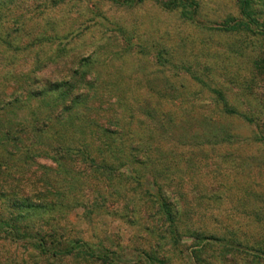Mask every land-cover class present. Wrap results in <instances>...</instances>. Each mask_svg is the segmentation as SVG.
<instances>
[{
	"label": "rangeland",
	"instance_id": "374dc122",
	"mask_svg": "<svg viewBox=\"0 0 264 264\" xmlns=\"http://www.w3.org/2000/svg\"><path fill=\"white\" fill-rule=\"evenodd\" d=\"M191 1L0 0V220L120 258L0 236V264H192L199 233L242 244L223 264H264V36L237 0Z\"/></svg>",
	"mask_w": 264,
	"mask_h": 264
},
{
	"label": "trees",
	"instance_id": "16d2710c",
	"mask_svg": "<svg viewBox=\"0 0 264 264\" xmlns=\"http://www.w3.org/2000/svg\"><path fill=\"white\" fill-rule=\"evenodd\" d=\"M116 3H128V2H142L144 0H111ZM160 3L169 9H175L179 7H184V8H189L195 5V2L191 0H169V1H164V0H159ZM238 5H239V10H240V15H241V26L244 27L245 29L249 30L252 34H257V35H263L264 36V28L260 24V18L258 17V12L254 8L253 5V0H237ZM235 19L231 18L228 20V23L234 22ZM234 28V26H232ZM258 70L260 74L264 76V59L260 60L257 62ZM105 133H110L108 129L104 130ZM79 146V147H78ZM78 146H69L68 148L64 149V155H73V154H81L85 156V158L90 159L91 158V152H89V149L86 144L84 145H78ZM88 149V150H87ZM130 150H134L133 147ZM55 162L58 161V158L56 157V154H50L49 155ZM122 165H126L125 162H122ZM24 180L16 179L15 178V185L10 184L9 188H13L14 195L19 194V191L21 188V185ZM19 186V188H18ZM18 188V189H17ZM10 189V190H11ZM61 195V192H58L53 189V201L55 199H59ZM24 197V196H23ZM156 199L159 202V205L162 207V196L159 193L156 195ZM25 198H18L21 203L22 201L24 202ZM49 203V202H46ZM164 208V205L162 207ZM17 218L15 220H0V236L6 237L11 239L12 241H25V242H36V247L40 249L41 254H48L50 252H53V256H66V255H72L76 250H84L88 257L94 260H99V259H119L118 255L114 251H106L103 254L96 253L92 246L88 243H85L83 241H73L69 242L68 244H64L61 242H53L50 243L48 242L44 236L39 235V234H30V232H27L25 228L18 222L19 218L25 217L24 214L20 211H17ZM169 214V213H168ZM172 214L168 216V222H169V227L165 230V233H168L170 230L174 231L177 229V226L175 225V222L172 218ZM197 240L199 241L197 245H195V250L193 251V255H190V261L192 264H215L214 261L212 260H205L204 254L208 249H212L213 247H219L221 252L219 255V258L217 260L219 263H226L225 261H229V255L230 254H240L242 252L241 249V243H233L229 241L226 237L222 236H217L214 234H204V233H199L196 234ZM216 247V248H217ZM142 255L146 258V260H143V264H168L164 256H157L154 252L152 251H146V252H141ZM232 257H234L232 255ZM60 259V258H59ZM216 260V262H217Z\"/></svg>",
	"mask_w": 264,
	"mask_h": 264
}]
</instances>
